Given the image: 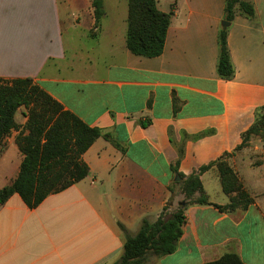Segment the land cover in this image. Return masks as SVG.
Instances as JSON below:
<instances>
[{
	"label": "crops",
	"instance_id": "crops-1",
	"mask_svg": "<svg viewBox=\"0 0 264 264\" xmlns=\"http://www.w3.org/2000/svg\"><path fill=\"white\" fill-rule=\"evenodd\" d=\"M239 1L254 16L236 14L225 27L234 77L222 80L217 38L225 0H156L160 12H172L156 58L126 48L127 0L120 8L103 0L97 25L91 0H0V80L31 79L110 137L82 154L88 175L81 181L36 208L17 194L0 205V264H114L123 230L133 235L168 204L175 210L184 200L179 175L226 154L252 203L215 207L229 196L210 167L200 175L209 205L188 206L174 253L146 264H205L225 254L264 264V152L256 141L236 150L264 106V0ZM25 112L16 111V128L0 145V188L19 172Z\"/></svg>",
	"mask_w": 264,
	"mask_h": 264
},
{
	"label": "trees",
	"instance_id": "trees-1",
	"mask_svg": "<svg viewBox=\"0 0 264 264\" xmlns=\"http://www.w3.org/2000/svg\"><path fill=\"white\" fill-rule=\"evenodd\" d=\"M95 24L104 15L103 0H91ZM126 48L130 53L145 58H156L164 49L166 33L172 12L163 13L156 0H127ZM240 14L248 19L254 16L251 4L239 0H225L224 21L232 22ZM228 29L221 27L218 33L217 74L222 80L234 77L227 47ZM25 109L26 135L18 136L16 144L23 159L13 182L0 188V205L17 194L28 208H36L48 195L58 193L88 175L87 166L81 161L82 154L99 137L109 140L107 134L85 125L72 113L45 93L31 79L0 80V145L16 128L14 115L19 108ZM251 135L264 139V106L256 113L249 129L242 135L246 146ZM230 154L222 156L198 173L186 178L179 175L180 191L184 197L175 210L168 211V204L154 222L141 221L133 235L125 233L122 254L114 264H146L151 257H163L174 253L185 223L184 211L190 205H209L200 182V175L215 166L222 191L229 196V204L221 211L245 210L252 198L244 190L237 174L229 166ZM173 192V190H172ZM199 194L198 198H194ZM205 264H243L236 254H225L216 261Z\"/></svg>",
	"mask_w": 264,
	"mask_h": 264
},
{
	"label": "rangeland",
	"instance_id": "rangeland-1",
	"mask_svg": "<svg viewBox=\"0 0 264 264\" xmlns=\"http://www.w3.org/2000/svg\"><path fill=\"white\" fill-rule=\"evenodd\" d=\"M122 2H123V0L122 1L121 0H117V1L106 0V4L110 8H120L122 6ZM249 141H256V144H258L264 152V139L261 136L251 135L247 142H249ZM246 145H247V143H246Z\"/></svg>",
	"mask_w": 264,
	"mask_h": 264
},
{
	"label": "water",
	"instance_id": "water-1",
	"mask_svg": "<svg viewBox=\"0 0 264 264\" xmlns=\"http://www.w3.org/2000/svg\"><path fill=\"white\" fill-rule=\"evenodd\" d=\"M222 26H223V27H228V26H229V22H226V21L222 22ZM178 179H179V178H178Z\"/></svg>",
	"mask_w": 264,
	"mask_h": 264
}]
</instances>
